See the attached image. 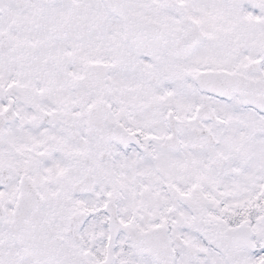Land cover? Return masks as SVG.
<instances>
[{
	"label": "snow or ice",
	"instance_id": "obj_1",
	"mask_svg": "<svg viewBox=\"0 0 264 264\" xmlns=\"http://www.w3.org/2000/svg\"><path fill=\"white\" fill-rule=\"evenodd\" d=\"M0 264H264V0H0Z\"/></svg>",
	"mask_w": 264,
	"mask_h": 264
}]
</instances>
